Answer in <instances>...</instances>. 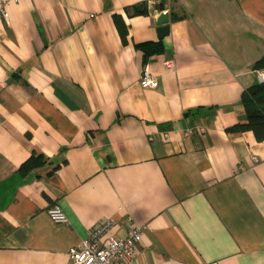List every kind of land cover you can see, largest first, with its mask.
I'll return each instance as SVG.
<instances>
[{
    "label": "crops",
    "instance_id": "obj_1",
    "mask_svg": "<svg viewBox=\"0 0 264 264\" xmlns=\"http://www.w3.org/2000/svg\"><path fill=\"white\" fill-rule=\"evenodd\" d=\"M6 8L0 264H69V247L110 219L112 235L127 220L141 227L134 259L122 264H264V139L227 131L246 121L240 96L259 82L252 65L264 55V0H7ZM162 11L163 51L143 62L134 43L160 38ZM144 70L155 86L140 84ZM32 152L45 162L19 172ZM53 203L67 223L50 220Z\"/></svg>",
    "mask_w": 264,
    "mask_h": 264
},
{
    "label": "built area",
    "instance_id": "obj_2",
    "mask_svg": "<svg viewBox=\"0 0 264 264\" xmlns=\"http://www.w3.org/2000/svg\"><path fill=\"white\" fill-rule=\"evenodd\" d=\"M10 1L16 2L18 0ZM6 5L7 0L0 2V17L5 21L8 18ZM165 65L172 67L173 62L167 60ZM257 76L259 82L264 81V68L258 69ZM140 84L143 87H153L156 85V79L149 71L144 70L140 78ZM198 129L203 131L202 127ZM46 212L53 223H67L68 219L57 203L51 204ZM115 226H117V222L110 219L100 221L92 227L78 244L69 247V264H122L134 259L135 246L140 237L141 227L127 220L126 231L123 235L109 234L111 229H116Z\"/></svg>",
    "mask_w": 264,
    "mask_h": 264
},
{
    "label": "trees",
    "instance_id": "obj_3",
    "mask_svg": "<svg viewBox=\"0 0 264 264\" xmlns=\"http://www.w3.org/2000/svg\"><path fill=\"white\" fill-rule=\"evenodd\" d=\"M159 7V4L157 5ZM113 20L119 32L122 42L127 41V25L120 14L114 13ZM134 47L140 49L143 54V62L153 55L163 51L161 38L157 40H146L134 43ZM252 67L254 69L264 68V55L257 59ZM240 100L245 109L246 121L236 123L227 128V131L237 132L251 130L257 140L264 139V81L257 82L245 88L240 96ZM45 162L44 156L40 153L32 152L19 166V172H27Z\"/></svg>",
    "mask_w": 264,
    "mask_h": 264
},
{
    "label": "water",
    "instance_id": "obj_4",
    "mask_svg": "<svg viewBox=\"0 0 264 264\" xmlns=\"http://www.w3.org/2000/svg\"><path fill=\"white\" fill-rule=\"evenodd\" d=\"M136 7L138 9H141L142 8V3H138L136 5ZM159 9L160 10H163V6L162 4H159ZM156 22L158 24L157 26V33H158V36L161 38L163 37L164 35H166L169 31V20H168V14L164 11L160 12L157 19H156Z\"/></svg>",
    "mask_w": 264,
    "mask_h": 264
}]
</instances>
